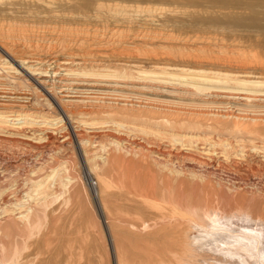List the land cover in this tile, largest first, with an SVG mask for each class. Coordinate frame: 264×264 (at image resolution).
<instances>
[{
  "label": "rangeland",
  "instance_id": "374dc122",
  "mask_svg": "<svg viewBox=\"0 0 264 264\" xmlns=\"http://www.w3.org/2000/svg\"><path fill=\"white\" fill-rule=\"evenodd\" d=\"M0 44L11 53L0 49V261L115 264L100 200L124 264L167 258L170 246L161 239L169 234L142 225L164 206L173 210L176 200L264 216V119L255 118L264 116V69L237 68L264 64V0H0ZM80 83L86 87H69ZM51 89L65 100L164 102L177 108L173 114L213 103L220 115L174 121L161 111L149 117L104 109L75 114L72 125L44 101ZM144 127L153 138L162 137L159 129L190 132L183 151L258 174L244 181L224 170L205 182L192 175L173 180L139 168L131 154L105 157L119 138L141 140L137 130ZM69 132L73 142L64 136ZM48 175L46 188L29 195ZM128 219L137 227H124Z\"/></svg>",
  "mask_w": 264,
  "mask_h": 264
},
{
  "label": "bare ground",
  "instance_id": "6f19581e",
  "mask_svg": "<svg viewBox=\"0 0 264 264\" xmlns=\"http://www.w3.org/2000/svg\"><path fill=\"white\" fill-rule=\"evenodd\" d=\"M0 49L4 53H9L7 51V49L4 48V46H2L1 44H0ZM10 54L11 53H9V55ZM156 61L158 62V60H156ZM195 64H196V62H195ZM252 65L253 64H251V66L242 65V66H237V68L240 69L241 71H244V72H247L248 70L252 72V71H255L259 67L261 69H264V64H261L258 66H252ZM26 71H28V70L26 69ZM233 73H235V72H233ZM255 73H256V71H255ZM113 75H115L116 77L117 76L121 77V75H117V74H113ZM115 76H113V77H115ZM110 77H112V76H110ZM86 81H88V80H86ZM91 82H92V80H91ZM81 83L80 84H74V85H72V87L71 86H69V87L72 89L86 87L85 85H81ZM113 83L115 85H117V84L123 83V82H113ZM41 84H42V82H41ZM111 88L116 89L115 87L114 88L111 87ZM118 89H117V91H118ZM188 91H189V89H188ZM79 92L81 93V91H79ZM35 93H36L37 98L42 96L38 91H35ZM48 93L49 94H45L46 96L43 98L44 101H46V103L49 105L56 104V106L54 105L55 113L57 112L58 114H62L63 118L66 120L68 119L72 125H74V122L72 121V119L74 118L75 114H84L86 112L90 114L93 111H100V110H104V109L117 110L120 112L126 111L129 113H132L134 116L144 114V115H147L149 117H152V115L153 116L155 115L152 113H154L156 111H161L162 113H164L163 114L164 117L165 116H167L169 118L172 117L174 121H176L175 117H178V116H185L187 118L196 117V118L202 119V121H214L220 115L218 110L216 111V107L212 105L213 103L210 105L205 104V106H203V107L207 108V110H203V112L191 110V113H193V114H173V113L177 112V108H175V109H173L174 107L168 108V106L166 108L163 106L165 104L164 102L161 103L163 105H157V104H155L156 101H153V98L150 99L153 101L152 103H149V104L147 103L145 105H142L139 103L138 104L137 103H130V102H126V101L122 103V102H120V100L113 101V102L103 101V100H99L100 98H97V100H91L90 102H85V101H83V98H77V97L76 98H74V97L70 98L69 97L70 99L65 100L66 99L65 96L62 95L56 89H51V90H49ZM221 94L222 93H216V96L219 97ZM140 97L142 98V96H140ZM218 99H216V100L218 101ZM155 100H156V98H155ZM164 101H167V100H164ZM227 101H228L227 103H233L234 99L229 97V99ZM142 102H143V100H142ZM159 103H160V101H159ZM169 104H166V105H169ZM175 104H177V103H175ZM185 105H187V104H185ZM216 106H218V105H216ZM179 107H178V110H179ZM208 108H209V110H208ZM218 108H220V107H218ZM193 110H196V109H193ZM254 110H256V109H254ZM221 111H220V113H221ZM251 111H252V109H251ZM257 111H259V110H257ZM129 113H125V115H127V116L131 115ZM147 113H151V114H147ZM196 113H198V114H196ZM215 113H217V114H215ZM255 118L264 119V116H257ZM115 121H117V120L115 119ZM145 122H148V120ZM151 124H152V122H151ZM262 124L264 125V123H262ZM145 126H147V125H145ZM117 127H118V125H117ZM137 131L140 132V133L137 132V134L141 135V137H140L141 140H134L132 138L133 139V141H132L131 138L128 139L129 137L128 138H125V137L119 138V140L114 141V143H115L114 147L111 148V150H108L106 152L105 157H107L113 153H118V154H116V156L117 155L123 156L124 154H131L134 157L136 156V158L138 159L139 164L138 163L137 164H138L139 168L143 167V168H148L149 170L152 169V171L154 170V171L160 173L164 178H169V179L172 178L173 180L174 179H180V178H188L189 175L190 176L192 175L193 177H195V179H202V181L205 182L211 176V174H217V176H219V177L222 176L219 172H222L224 170H225V173L227 171L228 173L230 172L232 174L238 175L239 176L238 178L241 180H244V181H248L253 176H256L258 174L259 170L256 167H250L248 169H245L244 166L242 167L243 164L239 165L238 167H231L232 165L230 166L229 164H226L225 161L219 162V164L216 165L217 160L209 161L208 160L209 158L206 159V158L202 157V155L200 153L189 151V150L183 151L182 150L183 148L181 149V146H184L183 144L187 143V140H185V137H187L190 134V132L181 131V130H177V131H173V130L163 131L160 129L156 130L158 132V134L162 135V137H160L159 135H156L157 139H161L160 141H162L163 138H166L168 140L167 142L169 143V145H167V144L165 145L164 143H161L156 138L151 137L150 135L152 134V131H148V128L144 127V128H142V130H137ZM261 133H262V131H261ZM74 135L80 144L81 140L83 139L82 135L80 133H78L77 131L74 132ZM193 135H195V134H193ZM64 136H68V138H66L68 142H73V140H72L73 135L71 132L66 133V135H64ZM259 137H260V135H259ZM124 140H126V141L130 140V144L129 145L126 143L124 144L123 143ZM153 140H155V141H153ZM111 142H112V140H111ZM102 156H104V155H102ZM111 156H115V155H111ZM130 158H131V156H130ZM127 159H128V157H127ZM184 159L192 160L193 164H188V163L183 162ZM244 161H246V160H244ZM136 168H137V166L135 167V169ZM244 169L246 172L242 171ZM146 172H148V171H145V173ZM143 173L144 172H142V174ZM138 175H139V173H138ZM155 175H156V173H155ZM53 176H51V175H48L47 177L45 176L46 178L44 177L45 178L44 181H39L36 184H34L32 187V190H30V192H29V195H32L33 193H41L46 188L48 182L50 181V177H53ZM142 176H145V175H142ZM142 176H140V177H142ZM152 176H154V175L152 174ZM223 180H225V179H223ZM153 181H154V179H153ZM96 186H97V184H96ZM159 188L161 189V187H159ZM136 189H137V187H136ZM153 189H154V185H151V190L153 191ZM96 194H97V192H96ZM139 194H140V191H139ZM173 194L174 193H172V195ZM132 195H134V194H132ZM44 197H46V196H44ZM124 197H123V199H124ZM107 200H109V199H107ZM143 200H145V199H143ZM141 202H142V200H141ZM23 206H26V205H23ZM110 206H111V204H110ZM145 206H146V204H145ZM147 206H148V204H147ZM164 207H166V210H165V208H163L159 213L156 212V215H158V217L156 219H154L155 216L151 215L154 217L153 218L154 220L144 221L143 225H142L143 228H150L152 226L160 227L164 231V233L169 234L168 237H164L161 239L164 242L168 241L167 244H169L170 248L168 251L167 258L166 257L160 258L158 260L159 264H264V216H262L260 214L258 215L257 213H255L254 211H252L248 208H243L241 206L234 207L232 205L231 206L230 205H223V204H220L217 202L216 203L210 202L207 204H198V203H191L190 204L189 203L188 206H185L184 204H182L178 200H176V203L174 204L173 210H170L169 205L164 206ZM97 208L99 210L100 217L102 219L105 230H106L108 237H109L110 245H111L113 256L115 259L114 260L115 264H124V262H122V260H120V258H122V257L118 256V251L116 248L117 246H115V241H114L115 240L114 235H113L112 229L110 227V222L108 220V217L106 215V211L104 209V206H103L101 200H100V202L97 201ZM134 212H136V211H134ZM4 213H5V211H4ZM21 219H23V218H21ZM135 220L136 219L134 218V222H135ZM121 224L127 228L128 227H137V225L130 222L129 219L121 221ZM1 225L2 224L0 222V229H1ZM168 257H169V259H168ZM3 262L0 261V264H3ZM126 263L128 264V262H126ZM5 264H15V263H14V260L11 259V260H8Z\"/></svg>",
  "mask_w": 264,
  "mask_h": 264
}]
</instances>
